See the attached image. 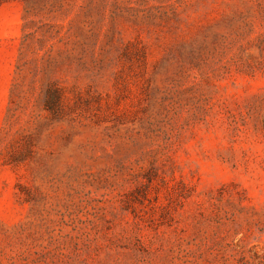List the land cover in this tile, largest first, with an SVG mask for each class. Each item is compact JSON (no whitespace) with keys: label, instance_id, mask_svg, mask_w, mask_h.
<instances>
[{"label":"rangeland","instance_id":"rangeland-1","mask_svg":"<svg viewBox=\"0 0 264 264\" xmlns=\"http://www.w3.org/2000/svg\"><path fill=\"white\" fill-rule=\"evenodd\" d=\"M0 264H264V0H0Z\"/></svg>","mask_w":264,"mask_h":264},{"label":"trees","instance_id":"trees-1","mask_svg":"<svg viewBox=\"0 0 264 264\" xmlns=\"http://www.w3.org/2000/svg\"><path fill=\"white\" fill-rule=\"evenodd\" d=\"M23 1H26V0H23ZM54 3L55 2L51 3V6H53ZM31 9H34V8H31ZM25 11L26 13H31L29 8H27ZM27 24L28 23L25 22L23 26V29H22L23 32H22V35L20 36V42H19V47H18V59L16 62V70H19V71L22 67L21 59L24 54L25 47L29 45L28 44L29 37L32 34H35V31L37 32L38 29L40 33H43V34L46 33L45 31L41 30L42 28L41 26L37 27L35 30L31 32H24ZM43 24L49 27L57 26V24H55L56 26L53 24H49V23H43ZM61 92H62V88L56 87L51 81L47 84V86L41 92V95H40L41 109L45 111L48 114V116H50L51 118H57L61 111V107H60L61 101H62Z\"/></svg>","mask_w":264,"mask_h":264}]
</instances>
